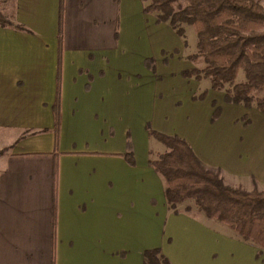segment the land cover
Wrapping results in <instances>:
<instances>
[{
	"label": "crops",
	"instance_id": "1",
	"mask_svg": "<svg viewBox=\"0 0 264 264\" xmlns=\"http://www.w3.org/2000/svg\"><path fill=\"white\" fill-rule=\"evenodd\" d=\"M9 1L0 12L27 32L0 27V130L12 134L0 170V264H143L155 248L178 264L164 236L192 225L210 237L200 222L167 212L148 164L161 153L152 154L148 122L182 138L227 185L264 189V117L210 90L165 105L171 58L159 54L181 42L140 0ZM249 112L256 125L241 120ZM127 140L133 166L123 158Z\"/></svg>",
	"mask_w": 264,
	"mask_h": 264
},
{
	"label": "trees",
	"instance_id": "2",
	"mask_svg": "<svg viewBox=\"0 0 264 264\" xmlns=\"http://www.w3.org/2000/svg\"><path fill=\"white\" fill-rule=\"evenodd\" d=\"M140 1L144 4L142 12L153 15L156 25L166 24L183 47H186L185 29H192L195 52L185 59L190 62L200 59L203 66L182 70L180 75L195 82H208V88H203L192 100H202L207 90L223 91L225 104L254 107L264 117V97H254L264 91V4L256 0ZM60 19L61 13L59 38ZM5 26L27 32L0 14V27ZM151 64V59L145 61L146 67L153 71ZM239 71L243 79L236 82ZM59 84L60 55L53 107L55 142ZM218 114L219 108L214 107L211 121ZM145 130L149 138L164 148L148 164L163 181L167 212L177 215V206L191 201L205 218L228 228L238 241L264 252V189H257L254 183L249 191L225 185L219 170L204 166L182 138L157 132L148 124ZM123 158L133 166L128 140ZM142 256L143 264H170L158 248L145 250Z\"/></svg>",
	"mask_w": 264,
	"mask_h": 264
},
{
	"label": "rangeland",
	"instance_id": "3",
	"mask_svg": "<svg viewBox=\"0 0 264 264\" xmlns=\"http://www.w3.org/2000/svg\"><path fill=\"white\" fill-rule=\"evenodd\" d=\"M256 1L260 5L264 4V0ZM9 2V0H0V7H5L8 11ZM165 41H168V39L164 37L163 42ZM185 41L186 47H183L180 40L181 47L179 50L174 49L177 50V52L172 51L169 53L160 51L159 54L165 58L163 63H166L167 59L171 58L169 60L168 67L166 68L169 78L167 80L164 79V83H162L167 89L165 90L167 93V98L164 103L167 106L172 104V100L175 103L180 102L182 103V106H185L187 102H190L188 99L185 100V96L194 92L196 97L203 90V87L208 88L207 80L204 82L188 81V84H185V80L182 79L180 75L181 71L186 67V69H200L203 66L200 59L196 60L195 62H190L185 59L187 55H191L195 52V36L190 27L185 29ZM236 79V82L243 79V74L240 71L238 72ZM217 93L218 92H214L216 96H222L223 91H220L218 94ZM262 96L264 97V91L258 92L254 95V97ZM211 97L214 96L212 95ZM215 101L216 103L220 102L218 99H215ZM200 103V106L204 105L205 101ZM211 104H214L211 105V107L215 106L214 102ZM253 110H255V108ZM245 117L241 118L244 123H246V119L248 118L250 119L252 125L257 124L252 112L247 113V117ZM154 126L156 127L157 125ZM170 128L171 129H168V127H166L162 128V130H176V127ZM177 128H180V126ZM11 135L8 132L0 130V170L4 169V158L8 152V145L5 142L10 140L9 136ZM163 150L164 148L161 144L153 141L152 154L155 152H162ZM223 183L227 185L225 182ZM240 188L246 190V187L240 186ZM177 211L179 212V215H182V217L200 222V224L204 227V229H206L210 236L208 237L205 232H202L192 225H180V227L174 228L171 238L164 236L163 241L169 245L167 248L169 249V254H173L174 257L178 258V264H264V252H260L256 248L238 241L236 237L231 234L232 232L228 228L205 218L203 214L197 211L191 201H187L178 205ZM198 260L201 262H197Z\"/></svg>",
	"mask_w": 264,
	"mask_h": 264
}]
</instances>
